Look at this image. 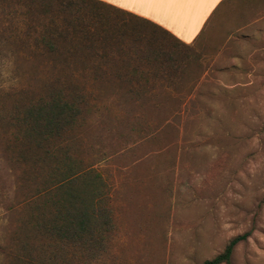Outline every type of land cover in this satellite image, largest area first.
Instances as JSON below:
<instances>
[{
    "label": "rangeland",
    "instance_id": "obj_1",
    "mask_svg": "<svg viewBox=\"0 0 264 264\" xmlns=\"http://www.w3.org/2000/svg\"><path fill=\"white\" fill-rule=\"evenodd\" d=\"M261 27L214 63L101 2L0 0V264H19L22 240L48 263L30 218L69 172L99 175L109 223L56 264H200L241 234L230 264H264ZM57 89L74 119L42 149L21 143L15 120Z\"/></svg>",
    "mask_w": 264,
    "mask_h": 264
},
{
    "label": "trees",
    "instance_id": "obj_2",
    "mask_svg": "<svg viewBox=\"0 0 264 264\" xmlns=\"http://www.w3.org/2000/svg\"><path fill=\"white\" fill-rule=\"evenodd\" d=\"M98 2L96 0H91ZM77 109L71 101L61 95V90H53L47 98L40 99L23 111L15 120L19 129L20 142H26L36 149L59 137L61 132L72 122ZM18 139V137H17ZM46 151V150H45ZM49 153V151H46ZM79 180L80 186L74 182ZM99 175L87 172L62 173L60 178L50 180L49 185L40 194L44 196L42 205L33 207L30 226L40 237L50 242L51 248L42 264H56L65 247L76 251H89L98 243V233L107 229V210L99 206L101 192L98 188ZM79 185V184H78ZM38 195V196H40ZM244 237L243 234L231 238L223 249L210 259L200 264H230L229 256L234 244ZM20 247L23 255L17 257L19 264H39V261L25 253L27 247L22 240ZM56 259V260H55Z\"/></svg>",
    "mask_w": 264,
    "mask_h": 264
},
{
    "label": "crops",
    "instance_id": "obj_3",
    "mask_svg": "<svg viewBox=\"0 0 264 264\" xmlns=\"http://www.w3.org/2000/svg\"><path fill=\"white\" fill-rule=\"evenodd\" d=\"M115 10L144 20L182 44H196L212 56L231 57L229 47L262 29V16L254 18V7L245 0H96ZM257 10V9H256ZM261 8L257 13H261ZM260 23V24H259ZM255 27V29H254ZM245 37V39H244ZM238 44V43H237ZM226 48L224 54L223 49Z\"/></svg>",
    "mask_w": 264,
    "mask_h": 264
},
{
    "label": "snow or ice",
    "instance_id": "obj_4",
    "mask_svg": "<svg viewBox=\"0 0 264 264\" xmlns=\"http://www.w3.org/2000/svg\"><path fill=\"white\" fill-rule=\"evenodd\" d=\"M213 2H214V3H218V2H219V0H213Z\"/></svg>",
    "mask_w": 264,
    "mask_h": 264
}]
</instances>
